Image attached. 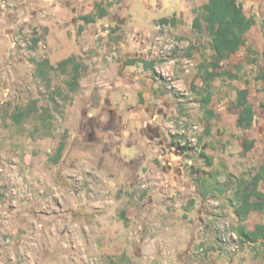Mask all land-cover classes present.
<instances>
[{
    "label": "rangeland",
    "instance_id": "374dc122",
    "mask_svg": "<svg viewBox=\"0 0 264 264\" xmlns=\"http://www.w3.org/2000/svg\"><path fill=\"white\" fill-rule=\"evenodd\" d=\"M206 1L0 0V264H264L229 205L264 162V1L237 0L255 23L211 84L209 120L213 51L193 27Z\"/></svg>",
    "mask_w": 264,
    "mask_h": 264
},
{
    "label": "trees",
    "instance_id": "16d2710c",
    "mask_svg": "<svg viewBox=\"0 0 264 264\" xmlns=\"http://www.w3.org/2000/svg\"><path fill=\"white\" fill-rule=\"evenodd\" d=\"M264 1V0H263ZM101 3L94 6L95 14L84 15L81 17L85 23H93L96 19V13L100 10ZM204 14L201 18H195L193 27L199 29L204 26L211 43L213 55L211 61L201 73L202 86L200 88L201 107L206 119H212L214 112L210 108L212 100L211 84L221 76L219 71L221 64L226 61L230 55L238 52L245 45V35L251 30L255 21L248 18L243 10L242 4L237 0H207L203 6ZM166 23L174 20H164ZM140 61L146 69H153V62L130 59L126 65H134ZM73 65L74 72L80 70V65L74 61L73 57L65 59L61 65ZM69 88L73 91L79 86L78 74L74 75L68 82ZM236 106L239 109L238 126L251 128L255 121V113L252 104L249 102L247 89L238 91ZM23 114L15 116L17 123H20ZM264 141V127H263ZM246 151L253 147L252 141H246ZM64 143L60 142L56 154L60 155ZM264 183V162L259 166L257 172L251 176L247 182L239 180L229 198V205L233 208L234 214L241 223L238 227V234L242 240L248 242H257L264 240V224H258L255 228L247 233L244 229L243 222L247 220L252 212L264 211V194L260 191V184ZM220 191H222L220 189Z\"/></svg>",
    "mask_w": 264,
    "mask_h": 264
}]
</instances>
